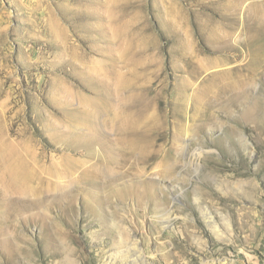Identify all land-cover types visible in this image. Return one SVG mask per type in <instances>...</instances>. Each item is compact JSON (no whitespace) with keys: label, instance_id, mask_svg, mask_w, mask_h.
<instances>
[{"label":"rangeland","instance_id":"374dc122","mask_svg":"<svg viewBox=\"0 0 264 264\" xmlns=\"http://www.w3.org/2000/svg\"><path fill=\"white\" fill-rule=\"evenodd\" d=\"M119 71L157 91L131 130L174 137L168 160L117 166L112 113L78 139ZM18 150L32 181L9 177ZM122 240L149 264H264V0H0V264H133Z\"/></svg>","mask_w":264,"mask_h":264},{"label":"bare ground","instance_id":"6f19581e","mask_svg":"<svg viewBox=\"0 0 264 264\" xmlns=\"http://www.w3.org/2000/svg\"><path fill=\"white\" fill-rule=\"evenodd\" d=\"M129 50V49H128ZM128 53L124 52V54L121 56V58L126 57ZM127 65V64H125ZM110 82L112 84L111 91L105 90L102 88H99L94 92V97L91 99L89 97H83V102L79 109H77L75 117L71 118L73 122H82L88 125L90 132L83 133L81 136H78L79 140H86V138H89V134L95 133L98 134L100 130L106 129L107 126H110L108 124L107 119L105 118V115L108 113H112L115 115L116 118L120 119L119 126H116L117 132L120 134V136L125 141V148L114 150V158L117 166L127 165L129 164V167H134L135 165L139 164V160L143 157L142 152L145 147L156 145L160 150H158L155 154V157H159L161 161L168 160L169 157L174 153L175 151V139L172 138L171 144L169 147L162 151L161 146L157 143L158 138L157 134L155 132H152L150 130H147L146 128L139 127L135 130H131V126L134 124L135 120V112L143 108L147 101L157 92L152 91L153 89L145 88L140 93L137 91L131 90V84L134 83L133 80L129 79L127 77L126 73H123L122 71L117 72L113 77L110 78ZM102 84V83H100ZM240 89L236 81H231L230 84L226 87L224 94L228 96V94H233L236 90ZM241 93L238 92L240 95ZM225 97V96H224ZM69 111H67V116ZM146 119L142 120L140 122L139 119L136 120L135 124H144ZM80 124V123H78ZM27 154V152H26ZM25 154L22 152V150H18L16 152L15 160L12 162V167L9 170V177L13 181L22 180L24 182H29L34 180V176L31 175V173H34L35 169L31 162H34L33 160H21L16 164V162L21 159ZM134 157H138L137 160H133ZM196 157V156H195ZM142 160V159H141ZM31 165V167H30ZM35 165V164H34ZM88 168V167H87ZM7 174V173H6ZM5 174V175H6ZM168 174V173H167ZM3 175L2 178L5 176ZM26 191V190H24ZM28 191V190H27ZM26 191V192H27ZM32 192V191H30ZM29 193V192H28ZM24 194H26L24 192ZM29 200V199H28ZM27 201V200H26ZM29 202V201H28ZM26 204V202H24ZM32 202L30 201V204ZM27 205V204H26ZM156 215H159L160 223H162L163 230L168 227L169 215L170 211H167L166 208L160 207H154L152 209ZM205 215L209 220L212 222L214 221V218L208 210L206 211ZM254 216V214H253ZM253 216L251 215V212L248 210L246 217L249 222L254 221ZM6 218V217H5ZM3 219V218H2ZM7 223V220L4 219L1 221V223ZM124 251L122 258H126L125 256L129 254V257L133 258L134 263L133 264H149L148 259L144 258V251L145 249H141L138 246V243L135 241V245L130 244L129 242H125V240H122ZM165 258H170L168 256V253L165 255Z\"/></svg>","mask_w":264,"mask_h":264}]
</instances>
